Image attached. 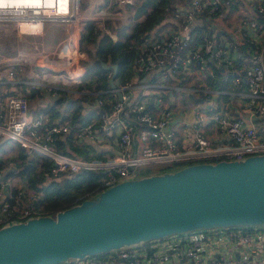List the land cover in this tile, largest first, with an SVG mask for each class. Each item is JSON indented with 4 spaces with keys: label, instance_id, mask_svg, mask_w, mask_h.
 <instances>
[{
    "label": "built area",
    "instance_id": "built-area-1",
    "mask_svg": "<svg viewBox=\"0 0 264 264\" xmlns=\"http://www.w3.org/2000/svg\"><path fill=\"white\" fill-rule=\"evenodd\" d=\"M134 1L89 0L88 10H94L91 22L116 40L118 33L110 30L111 19L116 18L120 25L129 22L134 13ZM241 1L238 8L233 9L241 14L232 33L256 45L253 56L242 53L237 37L230 40L221 34L229 32L233 0H190L171 11L164 28L158 27L149 34L135 60V78L117 86L123 93L122 99L112 89L100 92L114 96L112 109L102 114L101 122L91 121L79 128L75 141L97 144L104 137L116 142L121 151L108 161L86 160L55 150L58 137L71 133V127L60 120L51 122L45 114L30 108L22 94H10L8 90L0 92V143L18 144L29 155L50 160L52 167L46 175L51 180L64 173L80 175L88 170H103L107 175L104 190L141 176L138 169L150 164L186 166L264 155V0ZM81 4L82 0H67L61 12L58 8L37 7L28 0H0V21L16 23L21 32L34 22L44 26L62 20L83 26ZM247 13H252L253 18ZM205 15L209 28L221 34L220 39H206L204 44L191 50L193 32L203 23L201 16ZM3 56L0 55V67L15 60L13 54ZM39 59L40 54L35 56V64H41ZM87 61L86 57L85 62L81 59L73 77L54 71L34 85L45 87L56 98L68 85L82 82L86 71L82 65ZM211 62L223 68L225 82L231 79L228 86L216 89L208 84V79L215 77ZM14 66L8 65L3 71L7 79L0 71V85L21 82L12 79ZM139 75L148 79L146 83ZM197 76L201 80L196 81H204L200 87L190 84V77ZM139 86L144 91L132 94ZM245 88L248 95L243 92ZM170 91L181 93L178 98L185 94L183 99L196 97L202 101L189 106L194 114V129L182 132V136L190 140L185 150L181 149L174 130L179 101L175 99L173 107L162 99L163 93ZM150 96L156 101L155 105H151ZM97 105H103V100ZM207 122L217 133L216 139L205 135ZM34 195L26 183L17 184L11 179L0 181L2 227L33 218L29 205ZM63 264H264V226L198 230Z\"/></svg>",
    "mask_w": 264,
    "mask_h": 264
},
{
    "label": "water",
    "instance_id": "water-1",
    "mask_svg": "<svg viewBox=\"0 0 264 264\" xmlns=\"http://www.w3.org/2000/svg\"><path fill=\"white\" fill-rule=\"evenodd\" d=\"M103 67L113 70L110 87L122 99L118 66ZM257 226H264V155L141 175L55 215L3 226L0 264H63L198 230Z\"/></svg>",
    "mask_w": 264,
    "mask_h": 264
},
{
    "label": "trees",
    "instance_id": "trees-1",
    "mask_svg": "<svg viewBox=\"0 0 264 264\" xmlns=\"http://www.w3.org/2000/svg\"><path fill=\"white\" fill-rule=\"evenodd\" d=\"M190 0H135L132 9L133 15L129 22L125 23L123 28L119 26L117 29V39H112L102 28L98 27L95 22H88L83 25L82 39L91 47L87 48L93 57L92 65L83 75L82 82L73 85L69 90H60L55 100H48L44 107L39 109V102L35 105L38 113L45 114L51 122L60 120L62 123L68 124L72 131L66 135L58 137L54 144V149L58 152L69 155L78 156L86 160L108 161L121 151L120 146L112 141L110 149L98 148L97 145H76L75 132L79 128L87 125V123L95 120L101 122L103 113L110 112L115 98L112 94H101L100 92L109 91L111 89L109 80L113 74V70H106L103 63L107 65H117L115 84L120 86L127 81H132L135 74V60L141 46L148 40L149 34L156 28H164L167 24V18L171 11L178 4L189 3ZM234 8H238L241 0H233ZM117 6L114 5L113 9ZM141 17L143 19L141 20ZM203 23H199L193 32V46L191 50L197 49L204 44L206 39H220L221 34H225L230 40L236 37L242 50V53L253 56L256 51V45L249 43L247 39H240L239 35L231 32L215 33L209 28V19L207 15L201 16ZM135 21L134 24H131ZM115 25V24H113ZM249 52V54H248ZM245 56V57H249ZM243 63L240 61L239 65ZM18 66V65H16ZM211 66L215 71V77L208 79V84L214 85L216 89L226 87L230 84L223 80L222 70L211 62ZM22 69L21 67L15 68ZM22 71V70H21ZM22 76V75H21ZM19 80L20 77H18ZM140 80L144 78L139 75ZM25 80L27 78H24ZM5 86L11 88L15 86L19 91H9L10 94H23L26 99L33 101L38 98L47 99L51 97V93L43 86H33L26 88L25 84L7 82ZM2 85H0L1 89ZM21 91V92H20ZM103 100V105H97L99 100ZM226 101V96L223 98ZM27 100V101H28ZM21 163H29L31 166L26 170L23 177L27 188L34 192V199L29 205L32 216L55 215L59 211L66 210L75 205L80 204L86 199H90L104 190L103 182L106 179V173L103 170H88L80 175H72L64 173L53 180L47 178V173L52 167V162L44 157L35 155L31 157L25 149L20 147L19 157H16ZM12 162L15 160H11ZM13 164L8 171L3 173L4 179H9L17 173H11V169L23 166V164ZM148 165L142 169L141 175L153 174ZM167 171L176 170L183 165L167 166ZM166 172V171H165ZM161 173V172H160ZM2 225L0 224V228Z\"/></svg>",
    "mask_w": 264,
    "mask_h": 264
},
{
    "label": "rangeland",
    "instance_id": "rangeland-1",
    "mask_svg": "<svg viewBox=\"0 0 264 264\" xmlns=\"http://www.w3.org/2000/svg\"><path fill=\"white\" fill-rule=\"evenodd\" d=\"M80 9H83L82 4L80 5ZM80 16L82 17L81 13ZM142 19L143 17H141V20ZM232 20L229 18L228 22L230 27L234 26ZM82 23L84 22L81 20V24ZM134 23L135 21L131 24ZM82 28V25H73L66 21L55 20L54 22L44 24L39 32L30 34L22 33L18 30L14 22L0 21V55L9 56L13 54V58H15V60L8 61L1 65V75L7 79L8 77L3 71L8 69V65H15L14 68H12V71H14V77L12 79L21 81L18 77H20V79L22 77H27V79L24 80L25 87L31 88L35 86V81L41 82L44 75L50 76L54 71L64 75V77H73V73L76 72V70L78 71L76 67L80 64L81 59L85 62V57L88 61L82 66L87 70L92 65L93 57L87 49L91 47V45L82 39ZM22 30L27 31L28 28L23 27ZM110 30L115 32L116 26L110 25ZM76 49H78L77 53L74 52ZM38 54H40L41 57V59H39L41 64L37 65L35 64V56ZM18 67H21L22 71L20 69H15ZM32 75H36L35 78H31ZM201 78L203 79V77ZM71 88H73V85L66 89L69 90ZM24 96L27 97L26 95ZM163 96H166V93H163ZM177 98L178 95L174 100ZM38 99L40 100L41 98ZM38 99L33 101L27 99L30 108L40 109V107L37 108L35 106L37 105L36 102H38ZM184 100L186 101L187 98L184 97ZM173 107H175V105H173ZM19 154L20 146L18 144L0 143V175L8 171L11 166H15L13 165L15 162L17 164L21 163V161L16 158L19 157ZM11 160L15 161L12 162ZM21 164H23V166L20 167L19 170L23 169L29 163L25 162ZM149 168L151 173L165 172L170 169L167 167V164L163 163L153 164V166ZM138 173L141 175L143 173L142 169H138ZM9 179L16 181L17 184H20V182L22 183V177L20 175H13Z\"/></svg>",
    "mask_w": 264,
    "mask_h": 264
},
{
    "label": "crops",
    "instance_id": "crops-1",
    "mask_svg": "<svg viewBox=\"0 0 264 264\" xmlns=\"http://www.w3.org/2000/svg\"><path fill=\"white\" fill-rule=\"evenodd\" d=\"M82 2H83V9H81V14H82V17H81V20L84 22V23H82V24H86V23H88V22H91V20H93L92 18H93V11L94 10H92V11H90V10H88V5H89V0H82ZM239 10H232L231 11V13H230V15H229V18L232 20V23H234L235 25L234 26H231V27H227V30L229 31V32H233L234 31V29H235V26H236V23H237V21H238V15H240L241 13H239L238 12ZM247 15L249 16V17H252L253 18V14L252 13H247ZM112 22L110 23V24H115V25H113V26H116V28H118L119 26H121V28H123V26L125 25V24H117V20H116V18H114V17H112ZM31 27H34V28H36V29H39L40 27H41V23H36V24H32V25H30L29 27H28V29H30ZM117 30V29H116ZM27 33V32H26ZM30 34H33V33H30ZM217 66V65H216ZM37 75H38V73H37ZM35 77L36 75H32L31 76V78L32 77ZM23 79H21V81H22V83H24L25 81V79L24 78H27V77H22ZM192 77H190V84L191 85H195V86H197V87H200L201 85H203L204 84V81H196L197 79H199V80H201L200 78H199V76H197V77H193V79H191ZM148 79L146 78V77H144V79L142 80V82L143 83H146V81H147ZM194 81H196L195 83H193ZM12 84H14L13 82H11ZM25 84V83H24ZM68 87H71V85H68ZM20 89V88H19ZM19 89H17L16 87H11V88H9V87H7V86H5V85H2V88L0 89V92H2V91H7V90H9V91H14V90H16V91H19ZM144 91V88L142 87V86H139L137 89H134L133 91H132V94H137L138 92H143ZM21 92V91H20ZM243 92H245L244 94L245 95H248V93H247V89L245 88L244 90H243ZM242 92V93H243ZM128 94H130V93H128ZM23 95V94H22ZM181 96V93H178L177 91L176 92H174V91H170V92H167L166 93V96H163L162 97V99H163V101L165 102V103H170L171 105H173V104H175L174 103V98L176 97V96ZM183 96H185V94L184 95H182V98H177V101H179L177 104H176V107H177V109L179 110V111H177V117H176V120H175V122H174V130H176V133H177V137H178V143H179V145H180V147H181V149L182 150H185L186 149V146L185 145H187L189 142H190V140L188 139V140H186L185 139V137L184 136H182V132L184 131V130H188V131H190V132H192V130L194 129V125H193V121H194V114H193V112H192V110H189L190 108H189V106L190 105H195L196 103H199V104H201L202 103V101L200 100V99H198V98H196V97H190V98H187V100L185 101L184 99H183ZM55 100L56 98H55V96H53L52 94H51V97H49V98H47V99H44V98H41L40 100L38 99L37 101L39 102V107L42 105V107H44L45 106V104L48 102V100ZM241 99V98H240ZM149 100L151 101V105H155V103H156V101H154V98L152 97V96H150L149 97ZM176 101V102H177ZM41 108V107H40ZM35 109V108H34ZM95 120H97V119H95ZM95 120H93V121H95ZM183 122V123H182ZM88 124V123H87ZM204 128H205V135L206 136H208L209 138H212V139H216V136H217V133L216 132H214L213 131V129H212V125L210 124V123H205V125H204ZM214 143V145H217L218 143L217 142H213ZM75 144L77 145H97L98 146V148H103V149H110L111 148V144H112V140H108V139H106V138H102V139H99L98 140V143L97 144H95V143H90V144H80V143H76L75 142ZM76 157H78V156H76ZM157 164H160V163H157ZM155 165H156V163H155ZM17 175H20V174H17ZM21 176V175H20ZM21 181L23 182V184L25 183V181H24V179H23V177H22V179H21Z\"/></svg>",
    "mask_w": 264,
    "mask_h": 264
},
{
    "label": "bare ground",
    "instance_id": "bare-ground-1",
    "mask_svg": "<svg viewBox=\"0 0 264 264\" xmlns=\"http://www.w3.org/2000/svg\"><path fill=\"white\" fill-rule=\"evenodd\" d=\"M31 4H35L37 5V7H50V8H58L61 12L63 11V9H65V4L67 2V0H28ZM13 4V3H12ZM39 22H34L32 24H36ZM31 24V25H32ZM43 28L42 24L41 27L39 29H36L34 27H31L30 29H28L27 31H23V33H37L39 32L41 29Z\"/></svg>",
    "mask_w": 264,
    "mask_h": 264
}]
</instances>
